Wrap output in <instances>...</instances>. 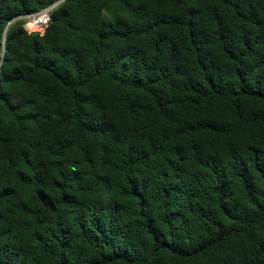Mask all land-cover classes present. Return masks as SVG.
I'll return each mask as SVG.
<instances>
[{
  "label": "trees",
  "instance_id": "obj_1",
  "mask_svg": "<svg viewBox=\"0 0 264 264\" xmlns=\"http://www.w3.org/2000/svg\"><path fill=\"white\" fill-rule=\"evenodd\" d=\"M0 264H264V0H0Z\"/></svg>",
  "mask_w": 264,
  "mask_h": 264
},
{
  "label": "built area",
  "instance_id": "obj_2",
  "mask_svg": "<svg viewBox=\"0 0 264 264\" xmlns=\"http://www.w3.org/2000/svg\"><path fill=\"white\" fill-rule=\"evenodd\" d=\"M56 4H53L47 8H43L38 12L31 13L20 18L24 20L23 29L27 33H39L43 32V29L46 28L48 22H50V13Z\"/></svg>",
  "mask_w": 264,
  "mask_h": 264
}]
</instances>
